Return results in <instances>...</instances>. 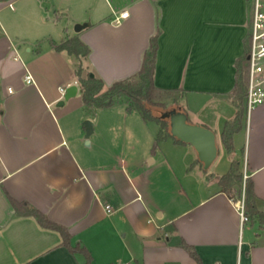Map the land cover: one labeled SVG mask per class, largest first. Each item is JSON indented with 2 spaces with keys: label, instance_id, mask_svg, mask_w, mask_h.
<instances>
[{
  "label": "crops",
  "instance_id": "obj_1",
  "mask_svg": "<svg viewBox=\"0 0 264 264\" xmlns=\"http://www.w3.org/2000/svg\"><path fill=\"white\" fill-rule=\"evenodd\" d=\"M251 1H0V264H86L59 232L18 215L10 196L68 227L92 264H197L181 239L204 264H264V225L242 224L220 184L235 168L247 173L264 212V103L248 112L245 96L239 107L232 93L249 49ZM77 23L87 26L76 32ZM158 31L155 84L182 89L188 121L215 132L209 168L190 143L173 135L157 143L160 124L126 104L87 106L79 57L55 49L78 36L108 88L138 73ZM72 84L78 91L65 99L60 87ZM238 112L229 151L222 133ZM85 119L94 122L88 144Z\"/></svg>",
  "mask_w": 264,
  "mask_h": 264
},
{
  "label": "trees",
  "instance_id": "obj_2",
  "mask_svg": "<svg viewBox=\"0 0 264 264\" xmlns=\"http://www.w3.org/2000/svg\"><path fill=\"white\" fill-rule=\"evenodd\" d=\"M8 1V0H0ZM159 31L151 38L150 46L146 50L143 63L137 74L122 80H118L106 88L105 82L98 76H90L89 66L86 59L91 49L78 36H73L55 44V49L67 51L79 57L80 63L76 70L78 83L82 91L84 103L92 109L110 107L117 104H126L130 111H138L144 120L156 121L160 124L157 135V143L167 138L171 134L170 121L163 117V112L177 108L183 110L181 106L182 89H163L155 84L154 74L156 67V57L158 51ZM248 48L243 57L237 62L236 83L233 89V96L237 106L241 107L247 91L248 81ZM164 108L165 111H158ZM157 109V110H155ZM242 112H238L235 119L226 123L222 138L229 151L233 149V136L241 128ZM178 139V138H177ZM180 140V139H178ZM222 190L234 200H238L244 193L245 211L248 217L246 223L257 221L259 225H264V212L257 207V194L252 178H243L240 172L233 169L228 174L220 177ZM10 202L20 216H33L44 228L55 230L60 233L62 243L71 252H81L86 257V264H92L93 256L91 252L81 244L72 243V234L68 227L51 220L44 212L31 205L27 201H20L10 196ZM180 246L186 249L195 259L197 264H204L201 256L195 247L181 239ZM30 264V263H26Z\"/></svg>",
  "mask_w": 264,
  "mask_h": 264
},
{
  "label": "built area",
  "instance_id": "obj_3",
  "mask_svg": "<svg viewBox=\"0 0 264 264\" xmlns=\"http://www.w3.org/2000/svg\"><path fill=\"white\" fill-rule=\"evenodd\" d=\"M128 16V12L124 11L113 19V23L120 25L122 20ZM251 33L250 44L248 49V81L247 91L245 95V106L248 112L255 107L264 103V0L251 1ZM27 83H31L33 78L30 74L25 76ZM62 93L65 88L60 87ZM248 177L244 173V179ZM235 207L240 215L242 224L248 220L245 211V197L235 201ZM107 211L111 212L110 205L106 206Z\"/></svg>",
  "mask_w": 264,
  "mask_h": 264
},
{
  "label": "water",
  "instance_id": "obj_4",
  "mask_svg": "<svg viewBox=\"0 0 264 264\" xmlns=\"http://www.w3.org/2000/svg\"><path fill=\"white\" fill-rule=\"evenodd\" d=\"M87 24L77 23L76 32L81 31ZM90 76H94L91 72ZM78 91V85L72 84L67 87L64 98L68 99L74 96ZM163 117L169 119L171 134L183 142L190 143L198 152L200 160L205 168H209L217 157L218 146L215 132L204 125L193 124L188 121L185 111L173 108L163 112ZM85 137L89 143L90 136L94 133V122L91 119H85Z\"/></svg>",
  "mask_w": 264,
  "mask_h": 264
},
{
  "label": "rangeland",
  "instance_id": "obj_5",
  "mask_svg": "<svg viewBox=\"0 0 264 264\" xmlns=\"http://www.w3.org/2000/svg\"><path fill=\"white\" fill-rule=\"evenodd\" d=\"M0 28H1V26H0ZM0 30H1V29H0ZM29 45H30V46H33V45H31V44H29ZM32 48H33V47H32ZM23 49H24V48H23ZM21 52H24V51L22 50ZM25 53H26V52H25ZM25 55H26V54H25ZM155 110H157V109H155ZM165 110H167V109H165ZM165 110H164V108H162L161 110L158 109V111H165ZM92 136H93V134L90 136L89 141L91 140V137H92ZM85 143L88 144V143H87V139L85 140ZM219 143H220V142H219ZM243 178H244V175H243ZM167 185H168V184H167ZM162 202L165 203V199L162 198Z\"/></svg>",
  "mask_w": 264,
  "mask_h": 264
}]
</instances>
